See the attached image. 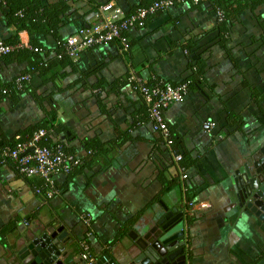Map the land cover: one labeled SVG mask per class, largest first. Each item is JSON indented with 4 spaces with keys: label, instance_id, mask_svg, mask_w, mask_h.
Wrapping results in <instances>:
<instances>
[{
    "label": "crops",
    "instance_id": "0c3cea01",
    "mask_svg": "<svg viewBox=\"0 0 264 264\" xmlns=\"http://www.w3.org/2000/svg\"><path fill=\"white\" fill-rule=\"evenodd\" d=\"M109 1L129 12L146 0ZM191 1L142 19L124 48L107 43L71 58L75 71L52 59L40 77L23 61H0V85L22 89L0 96V145L49 111L55 138L81 161L52 176L50 197L37 189L39 178L0 162V264H22V237L51 224L66 230L73 262L84 264L85 239L94 264H128L135 240L171 219L184 223V264H264V205L254 206L260 216L241 206L230 181L264 144V0H232L243 7L225 27L212 0ZM68 3L63 36L94 21L83 2ZM14 32L0 17V39ZM28 40L20 31L19 42ZM40 40L57 46L52 36ZM189 77L184 98L163 111L172 143L168 129L153 127L139 83L153 89Z\"/></svg>",
    "mask_w": 264,
    "mask_h": 264
},
{
    "label": "trees",
    "instance_id": "16d2710c",
    "mask_svg": "<svg viewBox=\"0 0 264 264\" xmlns=\"http://www.w3.org/2000/svg\"><path fill=\"white\" fill-rule=\"evenodd\" d=\"M79 1L83 2L86 6H88L89 10L87 13H89V15L94 16V14L98 11L99 6L105 2H108L109 0H79ZM156 1L159 0H146L143 3L136 5V7L133 10L124 13L126 15H129L131 13H134L138 8L148 7ZM212 3H213L212 6L215 9L220 10L223 14V17L225 18L223 23L224 27L226 20L229 18L228 13L230 11L238 12L243 7L241 6V3L239 1L234 2L232 0H212ZM69 10H70V4L68 3V0H54L52 2H46V3H44L42 0H0V17L8 27L11 26L15 30L14 34H11L10 37L5 39L4 38L0 39V41H2L6 45L16 46L19 44V33L20 31L23 30H25L28 33V37H29L28 40L29 45H27L26 47L24 46L17 47L4 55H0V61L1 60L5 62L8 61L10 62L15 60L18 62L23 61L24 63H26V67H25L26 72L36 73L40 77L44 76L50 70L51 67L49 66L51 65L49 64L50 63L49 61L52 59H57V61H59V64L61 66L64 67L69 66L71 70L75 71L77 64L64 51V41L68 36L78 32L81 28L93 25L94 21L89 24H86L85 22L86 25L83 24L81 27L77 28L74 32L63 36L60 34L59 30L62 24H64L67 21L66 18L68 16ZM150 15L146 16L144 19H147V17H149ZM128 31L123 32V35L126 38L125 44H127ZM48 36H52V38L57 43V46H55L53 49H47L46 46H44L42 41L40 40V37H48ZM113 42H117V44H119L123 48L125 47V44L121 43L119 40H113L107 43H113ZM97 46L100 45H95L88 49ZM186 48H188V46ZM50 54L52 55L50 56L51 59L48 58ZM193 66L196 68V70L195 72H193L192 76L194 78H198L201 71L197 69L199 68L197 67V65L194 64ZM90 73H92L91 70L85 72L84 75ZM190 79L191 77L185 78L179 82H169V83L176 84L180 82H185L190 85L191 83ZM163 84L159 86L162 87ZM146 86L149 89H152L151 86L149 85ZM0 87H6L1 90L2 94L0 96L4 95L9 97H14L17 96L22 90V89L18 90L17 85L14 81L12 83L2 84L0 85ZM53 121H54V116L52 115L51 112L47 111L45 113V116L40 121L36 122L35 124H31L25 127L24 129H21L20 131H18L16 135L12 137L9 138L4 137L2 144L0 145V162L3 163V165L6 164L12 167L15 171H18L16 163L11 161L9 158L4 157L2 155V152L4 149H11V150L14 149L16 145L19 143L28 142L32 138L34 132L39 129H43L46 131V134L39 141L40 146L47 147L53 152L61 150L65 154L71 155L70 153L71 151H69V149L65 147V144H63L60 140L56 139L54 136V131L50 130V127L53 126ZM152 124H154V121H152ZM167 129L169 135L168 138L173 143L174 142L172 140L173 138L171 139V128L168 126ZM80 163L81 161L79 159L78 163L72 166L78 167ZM35 177L36 180L39 178V180H37L38 181L37 189L45 197H48V192L53 188L40 176L37 175Z\"/></svg>",
    "mask_w": 264,
    "mask_h": 264
},
{
    "label": "built area",
    "instance_id": "2783aa9c",
    "mask_svg": "<svg viewBox=\"0 0 264 264\" xmlns=\"http://www.w3.org/2000/svg\"><path fill=\"white\" fill-rule=\"evenodd\" d=\"M198 2V0H192ZM184 0H159L148 7L138 8L134 13L126 15L124 11L113 1L101 4L98 11L94 14V24L81 28L78 32L68 36L64 41L66 54L76 59L81 52L95 46L101 45L113 40H119L126 43L123 32L140 23L146 16L155 13L159 9H164L182 3ZM27 46V42H19L16 46L6 45L0 41V55H4L17 47ZM24 77L18 78V82ZM139 89L150 105L154 128L163 132L167 131L166 123L163 120V111L170 105L181 101L188 92V84L180 82L176 84L164 83L162 87L158 86L149 89L144 83H139ZM46 134V131L39 129L34 132L32 138L25 143H19L14 149H4L2 155L16 163L18 171L26 176H40L47 183H52V176L58 173H66L72 165L78 163V159L72 155L65 154L61 150L53 152L47 147L39 145L40 139ZM179 160L180 156H176ZM54 193V190L48 192V197ZM81 220L87 227L85 237L91 235V216L84 213ZM80 257L84 264H94V258L90 253V245L87 240H82L80 244Z\"/></svg>",
    "mask_w": 264,
    "mask_h": 264
},
{
    "label": "water",
    "instance_id": "95a60500",
    "mask_svg": "<svg viewBox=\"0 0 264 264\" xmlns=\"http://www.w3.org/2000/svg\"><path fill=\"white\" fill-rule=\"evenodd\" d=\"M230 181L241 206H246L251 211H255L254 206L262 208L264 205V144L232 172ZM256 213L260 216V213ZM165 218L163 217L159 223ZM37 232L38 230L36 234ZM41 232L42 230L37 237L29 235L22 237L16 252L22 264H77L73 262V254H68L66 251L65 242H71V240H67V232L63 227L55 228L51 224ZM131 236L134 237L133 234ZM184 242L182 220L171 219L161 223V226H152L135 240L138 251L128 264H184ZM79 261L82 263V260Z\"/></svg>",
    "mask_w": 264,
    "mask_h": 264
}]
</instances>
